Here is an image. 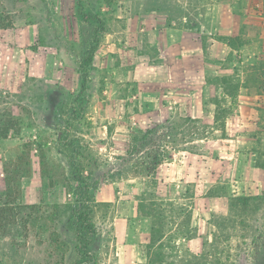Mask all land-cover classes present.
<instances>
[{
	"label": "rangeland",
	"instance_id": "1",
	"mask_svg": "<svg viewBox=\"0 0 264 264\" xmlns=\"http://www.w3.org/2000/svg\"><path fill=\"white\" fill-rule=\"evenodd\" d=\"M178 30L198 38L192 60L206 87L224 88L219 95L204 90L195 125L185 120L197 115L191 105L200 96L185 86L170 93L164 77L131 79L141 64L165 74L169 45L190 44ZM226 117L232 135L219 139L215 129ZM194 131L204 139L188 144ZM172 147L202 154L174 160L187 168V182L201 166L197 189L147 178L158 151ZM21 154L29 175L8 173V188L5 169ZM70 160L91 197V264H160L158 252L163 264H264V0H0V206L9 202L12 210L0 232V264L77 260L82 198ZM215 160L226 166L225 181L208 188ZM232 177L239 181L229 184ZM204 194L231 204L227 217L211 215L209 250L195 255L177 234L189 236L190 205Z\"/></svg>",
	"mask_w": 264,
	"mask_h": 264
},
{
	"label": "crops",
	"instance_id": "2",
	"mask_svg": "<svg viewBox=\"0 0 264 264\" xmlns=\"http://www.w3.org/2000/svg\"><path fill=\"white\" fill-rule=\"evenodd\" d=\"M220 26L222 28H225L222 21L220 22ZM222 28H219V29H222ZM177 36L179 38V41L183 39L189 40L190 44L184 47L179 46L178 43L169 45V46H173L171 47L173 49V52H171V55L170 56L168 55V57L166 58V61H165L166 71L164 72L165 74H162L161 71L159 72L157 69L152 68V67L145 68L144 66H142L143 64H141L139 65V67L138 66L135 67L131 79L133 81L144 82V83L153 82V81L162 82L163 80L162 77H164L163 83L165 85H169L170 88L172 86L170 93H174V95H180V93L183 92L182 87L185 86L186 87L185 89L188 88L186 92H192V94H195V97L200 96L201 100L199 102L194 101L193 104L191 105V108L195 110V113L197 115H191L190 118H186L185 120L186 124L195 125V124H199L198 118L202 117L198 115L197 110L198 109L202 110L203 108L206 107V102L202 99V95H201L202 93L205 92L204 90L208 89L209 92L211 91L219 95L221 93L223 94L224 88L221 85H218V86L209 85L208 87H206L208 82L206 81L204 70L199 71L198 70L199 62L197 61V59L192 60V57L197 56L198 49H200L197 46L198 38L195 36V34L192 32H184V31L178 30ZM223 46H226V45L223 44ZM171 56L173 58H171ZM183 56H185L184 57L185 61L182 59ZM187 63H189V66L187 65ZM195 64H197V66ZM186 70H189V72L190 70H192L193 72L192 74L188 75L185 72ZM183 103L184 102L182 101V98L175 97V100L173 101V108H180ZM209 104L215 109L213 118H214V122H216L217 124L219 120L218 113L216 112L217 109H219L218 104L216 101H213V100H211ZM230 123H231V120L227 119L226 117L221 122L222 125H218V126H221V129H215L216 130L215 132L220 131L221 133V135L219 136V139H221L223 135L226 137H229L232 135L230 133L231 127L228 126ZM193 130H195V128H193ZM199 136L200 135H198L197 132L194 131V135L193 136L191 135V137L189 138L190 141L188 142V144H191L196 141H201L204 139V138H198ZM169 151L164 150V149H161L158 151L157 156L161 157V159L157 161L154 167H152L151 173L147 178H151L153 179V182L157 181L161 185L174 184L175 188H179L180 184L194 183V188L197 189L202 184V180L200 177V174H201L200 167L201 166L200 167L198 166L195 172V177L192 180H188L187 182L185 180L187 168H185V166H182L181 164L180 165L177 164L175 161L179 160L180 157L186 158V160L188 161L192 157H201L202 154L195 153L191 151V149H180L177 147L169 148ZM216 161L217 160L213 161V166H211L210 168V171H211L210 177H209L210 179H208L207 181L209 183L208 188L213 187L214 183H217V181L218 183H221L222 181L224 183L225 181V178H222V175L226 171L225 170L226 166L224 168L222 167V165L221 166L217 165ZM183 162L184 164L187 163L185 160ZM222 163H225V162H222ZM233 166L236 167V165L234 164L230 166L232 167L230 168L231 171H229L230 174L233 171ZM247 167L250 168L251 170L255 169L253 168V166L247 165ZM220 168H222L223 170H220ZM243 169L246 171L245 168ZM247 172L248 171H246V173ZM235 180L239 181L237 177H232V179L228 183L231 184L235 182ZM178 193L179 192H176V194ZM205 194L204 196L195 195L193 199V204L190 205L191 213H190L189 221L187 222L189 225V230H191L189 236L177 234L179 238H181L180 243L183 242L182 245L185 247V250L195 255L209 250V249L208 250L206 249L207 245L205 243L207 242V240L205 238L207 239L210 238L209 236L212 233L211 229L212 228L214 229L216 226L213 222H211V218H210L211 215L214 214L215 211H220L221 213H223L224 217H227V211L230 209V204H231L229 200L228 202H226V199H225L226 197H222V198L216 197L215 200L219 201L217 202V205H216V203L212 202V200L209 197L205 196ZM160 210L162 211L164 210L163 206L160 207ZM202 212H205V214H202ZM228 220L230 219L228 218ZM202 224H206L209 226V228H207L209 229L208 232H205L206 231L204 230L205 228L203 230L201 228L199 229V225H202ZM162 227L163 225L161 224V226L157 228H162ZM157 228H154V230L151 229L153 232L152 235L156 234L155 230ZM165 237L166 236L164 235L161 239H158L157 243L158 242L160 243ZM178 247L179 246L177 245V249L180 250Z\"/></svg>",
	"mask_w": 264,
	"mask_h": 264
},
{
	"label": "trees",
	"instance_id": "3",
	"mask_svg": "<svg viewBox=\"0 0 264 264\" xmlns=\"http://www.w3.org/2000/svg\"><path fill=\"white\" fill-rule=\"evenodd\" d=\"M97 45H98V41L95 40L90 50L87 53V62H90L92 60L93 53L96 50ZM84 83H85V79L81 84L82 89L85 86ZM27 165H28L27 156L23 154L17 156V158L14 161H11L12 169H9L8 171L5 169V173L7 175L6 184L8 188H10V179L8 178L9 175H13L12 178L29 175L30 170ZM70 169L73 180L76 181L79 185L80 192L78 193V195H81L82 198L81 205L79 206V209L75 216L76 217L75 238L77 241V246L75 250L78 258L74 262V264H91L93 261V256L89 252V245H90L89 236L95 232V228L93 223L90 221L91 208L88 205H86V203L90 202L91 197L88 196L87 183L82 179L81 174L75 168V164L72 160H70ZM10 170L12 171V174L9 172ZM245 200H246L245 198L237 199V201L241 202L242 204L245 203ZM8 203L4 204L3 206H0V232L4 231L5 227L8 224H10L12 219V210L11 208H8L9 207L8 205L11 204ZM163 259H164L163 253L158 252L157 260L160 262V264H163Z\"/></svg>",
	"mask_w": 264,
	"mask_h": 264
}]
</instances>
